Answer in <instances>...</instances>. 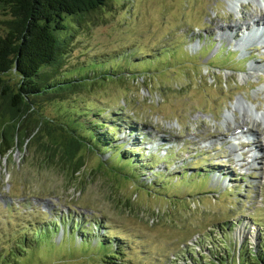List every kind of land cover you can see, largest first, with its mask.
<instances>
[{
	"label": "rangeland",
	"instance_id": "rangeland-1",
	"mask_svg": "<svg viewBox=\"0 0 264 264\" xmlns=\"http://www.w3.org/2000/svg\"><path fill=\"white\" fill-rule=\"evenodd\" d=\"M261 13L264 0H111L71 20L65 69L102 61L109 79L66 104L108 124L125 108L115 135L125 151L139 146L129 152L139 163L81 150L86 165L70 176L25 147L0 157V264H109L101 236L117 264H230L241 249L252 257L264 245V158L250 163L236 129L264 142V33L249 23ZM117 71L124 76L113 80ZM54 222V246L41 241L14 260L20 243L34 244ZM83 225L94 251L80 248Z\"/></svg>",
	"mask_w": 264,
	"mask_h": 264
},
{
	"label": "trees",
	"instance_id": "trees-1",
	"mask_svg": "<svg viewBox=\"0 0 264 264\" xmlns=\"http://www.w3.org/2000/svg\"><path fill=\"white\" fill-rule=\"evenodd\" d=\"M110 1L0 0V8L6 12L4 32L0 33V157L25 147L41 166L56 167L66 173L69 169L72 172H68L70 176L81 172L86 165L81 150L86 153L98 151L100 154L110 152L107 163L118 160L135 167L139 163L129 153L138 151L139 146L125 151L126 143L119 141L115 135L114 130L119 128L117 122L122 120L120 112L125 108L113 113L111 119L104 116L106 120L114 122L108 124L101 115L91 117L93 113H84L80 105L66 104L72 94L81 93L95 81L109 78L106 74L108 69L100 72L99 64L102 61L92 60L94 63H91L90 69H85L86 65L65 69L64 58L70 52V41L63 34H68L71 20L91 17ZM120 62L117 60L109 69L116 72ZM103 63L104 69L108 68ZM131 65L132 60L127 68ZM12 73L18 78L16 82L10 78ZM123 76L117 71L112 78L122 79ZM48 106H53L57 115L52 118L44 115ZM128 174L139 179L141 177L135 170L131 172L128 169ZM200 178L206 182V177ZM55 228H59L57 222L42 226L35 232L34 244L20 243V252L12 253L14 260L21 261L27 254H32L34 245L41 241L48 247L54 246L50 237L55 233ZM82 230L84 237L80 248L86 252L94 251L95 246L88 241L89 232L85 225ZM64 233L67 236L65 227ZM101 237L96 248L103 250L108 257H114L109 264H117L114 260H117L119 252L113 250V243V246L108 245L107 237ZM62 243L63 240L60 245ZM242 250L241 259L233 258L230 264H264L263 244L257 251H251L252 257L246 252L243 256ZM202 257L207 255L203 254ZM212 260H215L212 264H227L223 259Z\"/></svg>",
	"mask_w": 264,
	"mask_h": 264
},
{
	"label": "bare ground",
	"instance_id": "bare-ground-1",
	"mask_svg": "<svg viewBox=\"0 0 264 264\" xmlns=\"http://www.w3.org/2000/svg\"><path fill=\"white\" fill-rule=\"evenodd\" d=\"M252 18V17H251ZM250 24H255V23H257L258 25H262V26H264V13L262 14H260L259 15V17L257 18V19H252V21L250 20V22H249ZM239 26V25H238ZM240 26H242V25H240ZM261 26V27H262ZM263 30H261L262 32L264 31V27L262 28ZM257 32V31H256ZM264 35V34H263ZM235 37V36H234ZM254 69H252L251 71H253ZM242 109H245V107L244 106H242L241 107ZM262 146V145H261ZM243 231H245L243 228H240L239 229V231H238V234L240 235V234H243ZM252 236L254 237V239L256 240V234H254L253 235V233H252Z\"/></svg>",
	"mask_w": 264,
	"mask_h": 264
}]
</instances>
